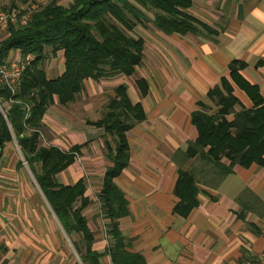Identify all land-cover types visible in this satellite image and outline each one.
Returning <instances> with one entry per match:
<instances>
[{"label":"crops","instance_id":"0c3cea01","mask_svg":"<svg viewBox=\"0 0 264 264\" xmlns=\"http://www.w3.org/2000/svg\"><path fill=\"white\" fill-rule=\"evenodd\" d=\"M191 1L186 11L210 29L172 32L169 42L156 45L160 53L156 58L161 60L150 67L152 73L142 75L146 91L140 93L136 84L133 96L126 90L129 100L140 104L143 118L125 132L127 164L113 178L126 201V213L116 224L125 249L139 254L145 264H226L264 249V168L256 163L234 164L221 175L199 154H185L196 135L190 114L199 102L208 112L216 109L207 91L219 84L220 76H228L231 59L245 63L240 73L256 83L264 96V0ZM56 53L59 70L55 73V53H50L44 62L47 77L62 71L61 50ZM98 92L99 88L82 86L66 105L53 97L42 115L41 130L60 149L81 145L73 162L55 179L65 185L82 179L88 203L81 213L92 232V248L103 252L108 244V219L98 217L92 193L97 198L110 162L103 150L102 128L87 122L99 118ZM232 92L237 99L234 110L251 105L234 84ZM10 146L5 142L0 151V264H57L48 228L39 223L40 204ZM220 162L228 164L225 158ZM179 172L188 173L196 188V204L186 215L174 209L179 202L174 193ZM63 246L60 249L65 250ZM101 262L109 263L106 253Z\"/></svg>","mask_w":264,"mask_h":264},{"label":"trees","instance_id":"16d2710c","mask_svg":"<svg viewBox=\"0 0 264 264\" xmlns=\"http://www.w3.org/2000/svg\"><path fill=\"white\" fill-rule=\"evenodd\" d=\"M191 2L69 0L62 4L50 0L33 11L26 23L8 26L6 36L0 40V61L14 49L21 54L33 53L13 95L16 102L6 108V120L0 114V151L5 142L14 139L22 160L81 264H103L101 256L104 253L109 256L107 264H145L139 254L125 249L126 241L117 228L116 219L125 215L126 201L113 182L128 160L125 132L142 120L143 112L138 102L129 100L126 84L118 82L113 86L101 116L95 121H87L101 127L103 133L111 137V141L103 139L105 157L110 165L105 168L97 194L102 214L108 219V244L103 252L92 248V232L81 213L88 203L83 196L82 179L71 185L60 184L55 179L59 171L73 162L81 145L74 144L64 150L56 145L39 144L42 115L53 103V97L59 105L72 101L85 79L131 74L141 62L143 49L142 37L127 31L135 24L150 20L164 33H198L201 29H210L186 11ZM47 47L51 54L58 50L62 53L63 68L55 77H47L38 66ZM244 65L241 60L231 59L228 76H220L219 84L208 89L207 96L216 106L214 111L208 112L199 102L198 108L190 114L196 135L187 145L186 156L199 154L221 175L228 173L234 164L246 167L256 163L264 168V96L256 83L240 73ZM134 82L140 93L146 91L144 77L138 76ZM233 84L245 92L251 102L249 107L233 109L237 103ZM0 96L7 98L5 87L0 88ZM24 104L29 106L25 117ZM221 158L227 159L228 164L223 165ZM174 193L179 198L175 211L186 215L196 204V188L188 173H178ZM72 235L77 239H72Z\"/></svg>","mask_w":264,"mask_h":264},{"label":"rangeland","instance_id":"374dc122","mask_svg":"<svg viewBox=\"0 0 264 264\" xmlns=\"http://www.w3.org/2000/svg\"><path fill=\"white\" fill-rule=\"evenodd\" d=\"M32 2L34 0H0V9H6L10 6H18L22 5L26 2ZM59 3L62 4H67L69 0H57ZM148 16H150V13H147ZM129 33L133 35H138L141 36L143 39V58L141 60V63L138 64L135 67V70L129 74V75H123L120 73L108 76V77H102L98 79V83H95L92 79H86L83 83L84 88H99V92L97 93L98 101H99V106H98V115L99 117L101 116L102 112L104 111V104L106 103L108 97L112 95V88L113 86L118 83V82H124L126 84V90L129 91L130 95H134L136 86L134 83L135 78L138 76H142L145 74H151L152 73V68H150L152 65H154L155 60L157 59L156 57L158 56V53L156 51V45L162 44L165 45L167 41L169 42L170 39L173 37L172 33H164L158 28H156L150 20H146L143 24H135L131 30H127ZM20 53V52H19ZM31 55H33L32 52H29ZM10 54L12 57H15L16 55L18 56V53H13V50L10 51ZM49 49L48 47L46 48L45 56L38 62V66L41 67L43 70L46 67L45 66V59L48 57H51L49 55ZM20 55H22L20 53ZM54 66L56 67L55 73L58 72V60H59V53H55L54 56ZM162 57V56H161ZM161 58L159 57L157 61H160ZM76 103L72 104L70 107H74ZM8 105H4V109L7 108ZM88 120V119H86ZM41 132V138H39V144L41 145H49V144H54L53 141L51 142V139L47 136L46 133H44L42 130ZM107 139L108 141H111V137L107 134L102 135V145H103V139ZM11 148L12 151L17 155L18 159L21 161V166L25 171V179L26 183L33 190V195L37 203L40 204V210L42 213V220H39V223L43 222V226L48 228V235L50 238L51 245L54 247L55 250V259L57 264H63L66 262V264H70L74 262L75 264L78 262V256L75 253L69 238L62 233V230L60 226L58 225V222L53 215L52 211L50 208L45 203V200L43 196L40 194V191L38 190V187L36 186V183L32 177V174L30 173L29 169L27 168V165L25 162H23L21 154L19 152V149L14 141V139L11 140ZM104 150V147H103ZM105 152V151H104ZM91 190V189H90ZM93 191V190H92ZM93 194V201L96 204L97 207V215L98 217H103L102 211L100 210L99 202L98 199L96 198V193ZM25 214V213H23ZM27 214V213H26ZM25 214V215H26ZM34 231V229H33ZM56 231V232H55ZM35 232V231H34ZM37 233V232H36ZM55 233V234H54ZM33 234V232H32ZM57 234V238L59 239V243L56 241L55 235ZM48 238V237H47ZM61 238V240H60ZM72 239H77L76 235H72ZM38 240H41L40 237H38ZM53 241H56L53 242ZM61 241H63L64 244H61ZM41 242V241H40ZM45 239H42V244L44 245ZM64 245V246H63ZM65 247V250L60 249L61 247ZM58 249H57V248ZM53 259V257H52ZM51 259V260H52ZM54 260V259H53ZM16 264V263H14Z\"/></svg>","mask_w":264,"mask_h":264},{"label":"built area","instance_id":"2783aa9c","mask_svg":"<svg viewBox=\"0 0 264 264\" xmlns=\"http://www.w3.org/2000/svg\"><path fill=\"white\" fill-rule=\"evenodd\" d=\"M49 1L50 0H34L32 2H26L22 5L0 9V40L6 36L8 26L11 25L16 27L26 23L33 11L39 9ZM32 59L33 55L29 52L20 55L18 51V56L16 55L15 57H12L9 52L6 58L0 61V88L5 87L8 91L7 98L2 99L0 96V114L5 120L6 109H4V105L16 102L13 95L18 88V82L23 70ZM23 106L25 117L28 113L29 106L27 104H24ZM39 138H41V132H39ZM226 264H264V249L257 252L252 257L242 258Z\"/></svg>","mask_w":264,"mask_h":264},{"label":"water","instance_id":"95a60500","mask_svg":"<svg viewBox=\"0 0 264 264\" xmlns=\"http://www.w3.org/2000/svg\"><path fill=\"white\" fill-rule=\"evenodd\" d=\"M1 140V139H0Z\"/></svg>","mask_w":264,"mask_h":264}]
</instances>
